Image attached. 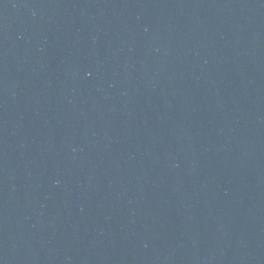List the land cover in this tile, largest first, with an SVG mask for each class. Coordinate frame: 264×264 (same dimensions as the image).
Segmentation results:
<instances>
[{"label": "water", "instance_id": "water-1", "mask_svg": "<svg viewBox=\"0 0 264 264\" xmlns=\"http://www.w3.org/2000/svg\"><path fill=\"white\" fill-rule=\"evenodd\" d=\"M0 264H264V0H0Z\"/></svg>", "mask_w": 264, "mask_h": 264}]
</instances>
